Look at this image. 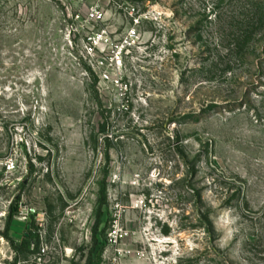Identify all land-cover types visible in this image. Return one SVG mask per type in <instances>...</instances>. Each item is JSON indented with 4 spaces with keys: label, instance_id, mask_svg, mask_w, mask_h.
Segmentation results:
<instances>
[{
    "label": "rangeland",
    "instance_id": "1",
    "mask_svg": "<svg viewBox=\"0 0 264 264\" xmlns=\"http://www.w3.org/2000/svg\"><path fill=\"white\" fill-rule=\"evenodd\" d=\"M247 5L0 0V264H264V30L218 49Z\"/></svg>",
    "mask_w": 264,
    "mask_h": 264
},
{
    "label": "trees",
    "instance_id": "2",
    "mask_svg": "<svg viewBox=\"0 0 264 264\" xmlns=\"http://www.w3.org/2000/svg\"><path fill=\"white\" fill-rule=\"evenodd\" d=\"M247 7L240 12L238 15L231 17V21L228 23L220 24V42L218 43V49L224 50L228 55L233 54H247L249 50L254 49L258 42L257 34L264 30V3L259 0H247ZM264 42V39H262ZM261 42V40H260ZM219 51V50H217ZM230 63H227L229 67ZM184 158L188 161L187 156L182 152ZM107 197L103 195L101 197V205L106 203ZM17 207L12 206L10 219L8 222L7 231L4 236L9 238V231L13 228L14 215L16 213ZM100 217V216H99ZM204 221L206 224H211L209 216L205 215ZM99 222L94 228V237L97 241V235L99 230ZM25 234L27 237L33 240H38L39 235L33 230V225L31 223L26 224ZM95 251H98V243L96 244Z\"/></svg>",
    "mask_w": 264,
    "mask_h": 264
},
{
    "label": "built area",
    "instance_id": "3",
    "mask_svg": "<svg viewBox=\"0 0 264 264\" xmlns=\"http://www.w3.org/2000/svg\"><path fill=\"white\" fill-rule=\"evenodd\" d=\"M91 15L93 17H99L101 15V12L98 10V8L96 7H93L91 9ZM9 166V169H10V165ZM22 213L25 214V212L22 210ZM37 214V209L36 208H31L29 209L27 212H26V216L27 218H30L31 219V216H35ZM31 223V222H30ZM43 252H45V250L43 249Z\"/></svg>",
    "mask_w": 264,
    "mask_h": 264
}]
</instances>
